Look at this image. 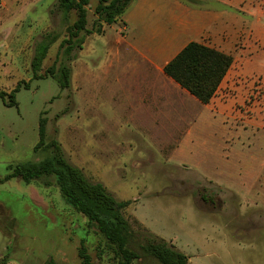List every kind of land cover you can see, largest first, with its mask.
Wrapping results in <instances>:
<instances>
[{"label":"crops","instance_id":"obj_1","mask_svg":"<svg viewBox=\"0 0 264 264\" xmlns=\"http://www.w3.org/2000/svg\"><path fill=\"white\" fill-rule=\"evenodd\" d=\"M55 2L0 0V88L7 74L19 77L21 51L50 30ZM107 28L112 41L100 45L97 64L87 57L96 47L84 51V124L100 137L97 149L85 139V163L97 162L105 176L124 177L121 172L139 171V161L150 164L159 156L171 169L208 180L212 189L243 195L244 212L255 210L248 221L264 224V158L245 154V143L233 138L234 131L264 128V97L249 82L264 80V0H132L100 35ZM192 42L232 58L207 104L164 73ZM70 67L72 88L79 73L74 61ZM138 155L142 159L133 161Z\"/></svg>","mask_w":264,"mask_h":264},{"label":"rangeland","instance_id":"obj_2","mask_svg":"<svg viewBox=\"0 0 264 264\" xmlns=\"http://www.w3.org/2000/svg\"><path fill=\"white\" fill-rule=\"evenodd\" d=\"M97 1L90 0L87 7V28L95 20L93 9ZM74 20L75 14L71 13L68 24ZM55 29L62 39L64 25L58 23ZM112 37L113 32L107 28L105 34L91 36L82 50L75 51L79 78L65 90H60L49 75L30 81L33 45L21 51L19 77L7 74L8 82L0 88V92L9 93L17 83L29 82L28 89L15 94L16 106H8L7 99H0V180L10 173L8 167L38 163L50 154V149L43 146L35 149L39 118L44 117V144L57 140L66 160L80 169L88 181L102 184L118 201L131 202L123 215L131 228L130 246L139 254L140 245L154 240L153 232L185 255L196 257L198 264H264V224L248 221L255 210L244 212L243 195L212 189L208 180L190 171L171 169L158 155L150 164L139 161V171L121 172L124 177L105 176L107 172L97 169V162L85 163V158L90 157L84 154L85 139L95 143L93 148L97 149L100 137L98 130H86L84 124V51L96 47L94 54L87 57L96 59L97 64L103 52L100 45H106ZM61 39L50 47L41 75L48 68L59 66L56 61ZM250 80L255 87L264 83L259 78ZM259 94L264 97V90H259ZM261 121L264 119L259 122L264 127ZM247 129L234 131L233 138L245 143V154L264 158V128ZM139 159V155L133 157V161ZM85 164L94 167L91 170ZM124 164L130 166L134 162ZM0 204V229L4 235L0 231V253L7 257L5 264H44L50 259L58 264H80L77 250L81 240L93 264H121L115 246L97 232L94 224L74 212L54 180L50 186L26 184L17 178L0 182ZM132 264L158 263L151 256L142 255Z\"/></svg>","mask_w":264,"mask_h":264},{"label":"trees","instance_id":"obj_3","mask_svg":"<svg viewBox=\"0 0 264 264\" xmlns=\"http://www.w3.org/2000/svg\"><path fill=\"white\" fill-rule=\"evenodd\" d=\"M132 0H98L93 9L95 20L87 29V7L90 0H56L48 11L51 30L34 39L29 67L31 80H42L45 75L52 77L60 90L70 87V64L77 58L75 51L81 50L84 38L88 34L100 35L105 25L114 23L127 9ZM71 13L75 20L69 25ZM59 17V18H58ZM64 25L63 38L55 27ZM80 34H84L80 36ZM59 39L58 67H50L41 75L42 64L50 47ZM232 64L229 55L210 49L198 43H189L164 68V73L186 89L202 104H207L213 97L226 72ZM57 73V76H54ZM28 89L29 82H19L9 92H0V99H7L8 106H16L15 94L20 89ZM46 119L39 118L38 142L35 146H43L50 154L38 163L8 167L10 173L0 182L17 178L30 184L32 182L50 186L54 180L61 196L72 207L75 213L94 224L97 232L111 245L115 246L121 264H132L142 255L151 256L158 264H188V257L166 241L154 236V240L140 245L135 251L129 243L131 228L123 215V210L130 201H118L111 196L105 187L86 179L80 169L71 165L57 142L51 140L44 144ZM80 264H93L87 254L84 241L81 240L77 250ZM7 259L4 256L1 261ZM44 264H58L48 260Z\"/></svg>","mask_w":264,"mask_h":264},{"label":"built area","instance_id":"obj_4","mask_svg":"<svg viewBox=\"0 0 264 264\" xmlns=\"http://www.w3.org/2000/svg\"><path fill=\"white\" fill-rule=\"evenodd\" d=\"M258 87H260L259 89L263 92V90H264V83H262V84H259V86Z\"/></svg>","mask_w":264,"mask_h":264}]
</instances>
